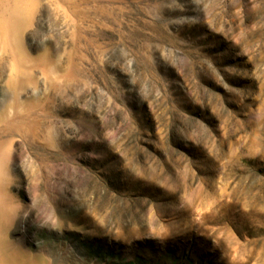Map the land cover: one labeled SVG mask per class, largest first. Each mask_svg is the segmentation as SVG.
<instances>
[{"label": "rangeland", "instance_id": "rangeland-1", "mask_svg": "<svg viewBox=\"0 0 264 264\" xmlns=\"http://www.w3.org/2000/svg\"><path fill=\"white\" fill-rule=\"evenodd\" d=\"M2 13L7 264H264V0Z\"/></svg>", "mask_w": 264, "mask_h": 264}, {"label": "bare ground", "instance_id": "bare-ground-1", "mask_svg": "<svg viewBox=\"0 0 264 264\" xmlns=\"http://www.w3.org/2000/svg\"><path fill=\"white\" fill-rule=\"evenodd\" d=\"M0 17H2V19H0V22L1 21H4L3 23H7L8 22L5 13H2V16H0ZM0 264H7V262L3 258H1V256H0Z\"/></svg>", "mask_w": 264, "mask_h": 264}, {"label": "clouds", "instance_id": "clouds-1", "mask_svg": "<svg viewBox=\"0 0 264 264\" xmlns=\"http://www.w3.org/2000/svg\"><path fill=\"white\" fill-rule=\"evenodd\" d=\"M9 207H12L11 205Z\"/></svg>", "mask_w": 264, "mask_h": 264}]
</instances>
